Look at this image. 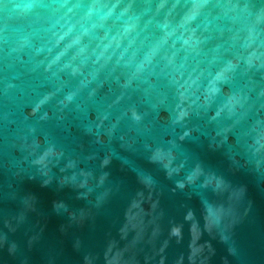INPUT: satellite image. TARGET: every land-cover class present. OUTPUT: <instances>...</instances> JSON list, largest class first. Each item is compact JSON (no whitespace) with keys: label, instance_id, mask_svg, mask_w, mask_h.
<instances>
[{"label":"water","instance_id":"95a60500","mask_svg":"<svg viewBox=\"0 0 264 264\" xmlns=\"http://www.w3.org/2000/svg\"><path fill=\"white\" fill-rule=\"evenodd\" d=\"M0 264H264V0H0Z\"/></svg>","mask_w":264,"mask_h":264}]
</instances>
